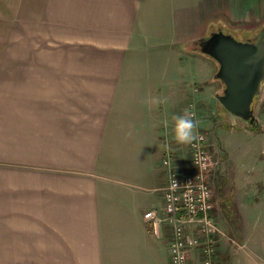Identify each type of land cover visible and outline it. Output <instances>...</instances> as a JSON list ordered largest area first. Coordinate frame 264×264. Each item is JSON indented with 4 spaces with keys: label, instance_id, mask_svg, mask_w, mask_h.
Returning <instances> with one entry per match:
<instances>
[{
    "label": "crops",
    "instance_id": "crops-1",
    "mask_svg": "<svg viewBox=\"0 0 264 264\" xmlns=\"http://www.w3.org/2000/svg\"><path fill=\"white\" fill-rule=\"evenodd\" d=\"M262 3L0 0V258L169 264L167 223L142 215L161 213L172 119L213 80L193 42Z\"/></svg>",
    "mask_w": 264,
    "mask_h": 264
},
{
    "label": "rangeland",
    "instance_id": "rangeland-1",
    "mask_svg": "<svg viewBox=\"0 0 264 264\" xmlns=\"http://www.w3.org/2000/svg\"><path fill=\"white\" fill-rule=\"evenodd\" d=\"M262 2L261 17L245 24L234 23L237 30L223 28L222 31L238 40L257 34L264 25V0ZM5 24L0 25V56H13V23ZM206 57L209 64L212 63L213 80L192 84L195 91L193 89L190 97L183 100L181 115H188L189 104L194 105V115L190 116L196 123L193 137L197 132L206 135L213 171L217 164L216 169L223 179V183L214 179L219 201L216 218L222 231L216 264H264V83L254 105L258 127L251 129L247 120L230 113L216 97L217 93H222L223 84L214 76L217 62ZM179 114L172 119L174 125ZM189 142L169 144L175 149L179 166H186L188 162ZM0 264H31V259L0 258Z\"/></svg>",
    "mask_w": 264,
    "mask_h": 264
},
{
    "label": "built area",
    "instance_id": "built-area-1",
    "mask_svg": "<svg viewBox=\"0 0 264 264\" xmlns=\"http://www.w3.org/2000/svg\"><path fill=\"white\" fill-rule=\"evenodd\" d=\"M188 115L193 116L194 111L190 109ZM187 151L186 166H179L167 149L162 159L167 181L161 213L149 209L142 216L154 223L157 233L162 222L167 223L169 264H216L222 231L216 218L217 198L210 187L214 162L206 135L197 133Z\"/></svg>",
    "mask_w": 264,
    "mask_h": 264
},
{
    "label": "water",
    "instance_id": "water-1",
    "mask_svg": "<svg viewBox=\"0 0 264 264\" xmlns=\"http://www.w3.org/2000/svg\"><path fill=\"white\" fill-rule=\"evenodd\" d=\"M194 43L218 64L214 76L222 82L223 90L216 97L223 107L250 124H257L252 105L264 83V25L253 41L238 40L218 29Z\"/></svg>",
    "mask_w": 264,
    "mask_h": 264
},
{
    "label": "clouds",
    "instance_id": "clouds-1",
    "mask_svg": "<svg viewBox=\"0 0 264 264\" xmlns=\"http://www.w3.org/2000/svg\"><path fill=\"white\" fill-rule=\"evenodd\" d=\"M153 102L159 101L154 98ZM195 126L196 123L194 119L190 118L189 115L177 116L174 125L176 139L181 142L191 141L193 139Z\"/></svg>",
    "mask_w": 264,
    "mask_h": 264
},
{
    "label": "flooded vegetation",
    "instance_id": "flooded-vegetation-1",
    "mask_svg": "<svg viewBox=\"0 0 264 264\" xmlns=\"http://www.w3.org/2000/svg\"><path fill=\"white\" fill-rule=\"evenodd\" d=\"M221 30H222V29H221ZM235 30H237V28H235ZM257 34H258V33H257ZM257 34H253L252 37H251V35H249V36H247L246 38H243V39H241V40H251V41H253V40H255ZM206 36H209V34L206 35ZM196 45H198L197 42H196ZM216 168H217V164H216ZM216 168H215L214 171H212L209 180H210V187H211V190H212V192L214 193L215 197L217 198V195H216L217 192L215 191V188H214V179H215V178H218V180L222 181V183H223V179H222V176L219 175V171H218V169H216ZM218 204H219V201H218V198H217V207H218ZM217 207H216V209H217ZM217 210H218V209H217Z\"/></svg>",
    "mask_w": 264,
    "mask_h": 264
},
{
    "label": "trees",
    "instance_id": "trees-1",
    "mask_svg": "<svg viewBox=\"0 0 264 264\" xmlns=\"http://www.w3.org/2000/svg\"><path fill=\"white\" fill-rule=\"evenodd\" d=\"M198 50H199V49H198ZM199 51H200V50H199ZM257 99H258V96H257V97H255V99H254V101H253V105H252V106H253V108H254V105H255V102H256V100H257ZM250 126H251V127H250L251 129H252V128H254V127H255V128H256V127H258V125H257V124H251Z\"/></svg>",
    "mask_w": 264,
    "mask_h": 264
}]
</instances>
